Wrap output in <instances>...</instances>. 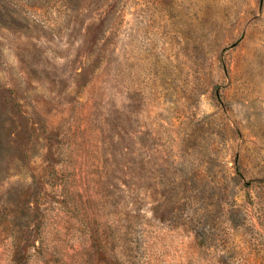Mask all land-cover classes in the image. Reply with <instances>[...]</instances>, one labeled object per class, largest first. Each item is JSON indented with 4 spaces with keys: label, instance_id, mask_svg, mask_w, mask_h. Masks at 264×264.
I'll use <instances>...</instances> for the list:
<instances>
[{
    "label": "rangeland",
    "instance_id": "374dc122",
    "mask_svg": "<svg viewBox=\"0 0 264 264\" xmlns=\"http://www.w3.org/2000/svg\"><path fill=\"white\" fill-rule=\"evenodd\" d=\"M0 264H264V0H0Z\"/></svg>",
    "mask_w": 264,
    "mask_h": 264
}]
</instances>
